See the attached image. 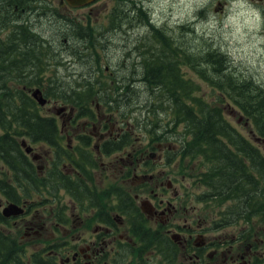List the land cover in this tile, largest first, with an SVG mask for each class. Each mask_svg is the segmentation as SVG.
Segmentation results:
<instances>
[{"label":"flooded vegetation","instance_id":"flooded-vegetation-1","mask_svg":"<svg viewBox=\"0 0 264 264\" xmlns=\"http://www.w3.org/2000/svg\"><path fill=\"white\" fill-rule=\"evenodd\" d=\"M52 1L0 0L1 87H23L22 94L27 92L35 99L36 86L60 84L61 80L53 77V64L59 69L60 64L74 66L78 60L79 65L93 56L95 46H112L114 33L121 34L126 28L132 39L124 38L119 49L129 47L126 55L133 69L145 65L142 55L145 50L152 53L147 46L152 44L154 29L161 28L158 23L162 24L152 18L157 14L145 1L95 0L74 8L60 0V12L53 10ZM210 1L213 5L205 6L204 17L210 18L214 6L222 21L233 14L237 2ZM101 2L107 19L98 18L92 27ZM249 2L264 15V0ZM128 3L129 13L120 10ZM84 10L88 12L80 15ZM53 16L62 21L60 32L69 39L64 41L67 46L63 51L53 50ZM143 19L145 25H139ZM147 21L156 28L148 30ZM87 39L90 45L83 49ZM187 49L194 55L193 49ZM194 64L175 62L183 70ZM96 67L99 69V62L91 66L92 76ZM109 69L120 72V64L114 67L112 62L106 71ZM112 81L116 85L136 79L117 73ZM77 85L92 82L86 79ZM220 96L214 108L221 109L222 116L223 110H234L231 117L238 123L246 120L252 128L246 134L223 117L236 137L235 143L224 139L225 147L238 150L236 145L247 143L251 151H260L264 140L258 122L247 113L255 111L246 112L240 101L226 98L224 92ZM60 101L48 100L42 113L57 136L39 143L33 137L19 138L22 153L15 152V158L10 153L4 157L0 149V264H264V208L258 206L257 192L225 196L217 203L209 182L198 184L195 180L201 178L202 171L195 170L189 178L181 167L170 175L152 162L153 158L169 162L158 152L163 143L154 144L156 150L148 144L144 149L135 147L125 116L114 119L98 102L96 111H80ZM5 133L9 132L0 127L2 144ZM10 135L15 138L14 131ZM257 164V159L245 156L238 160L241 168ZM195 167H200L199 162L191 165V169ZM8 246L10 256L5 253Z\"/></svg>","mask_w":264,"mask_h":264},{"label":"trees","instance_id":"trees-1","mask_svg":"<svg viewBox=\"0 0 264 264\" xmlns=\"http://www.w3.org/2000/svg\"><path fill=\"white\" fill-rule=\"evenodd\" d=\"M154 33L152 44L147 46L152 53L145 50L142 55L143 62L146 61L145 65L141 68L138 66L132 71L125 70L121 74L124 77L128 76L129 80L136 79L135 82L127 84L125 88L122 86H115L114 89L110 88L112 80L117 73L111 70L107 74L106 67L102 65L100 55L99 67L101 68L102 78L105 79V83L100 82V84L108 86L113 92V95L110 96L106 91H103L105 98L110 102L117 103L120 101V89H124L122 96H127L126 92L130 88L138 86L140 81L144 82L151 91V96L148 99L146 98L145 103L146 121L147 124L151 125L150 133L153 135L151 140L153 142L169 141V134L175 138L180 144V148L178 147L177 153L172 154L173 157L178 155L179 161H190L182 166L184 174L189 178L194 173H197L194 172L195 170L203 172L201 178H196L195 180L198 184L209 182L210 189L214 194L212 199L217 203H220L225 196L228 198L245 197L250 192L255 191L259 195L258 206L261 209L264 208V154L256 150L251 151L247 148V143L236 145L238 150L225 147L224 139L235 143L236 137L232 134L229 125H225V117L223 118L221 109L209 107V104H206V100L203 97L204 93L201 95L199 87L193 78L197 76L200 81L206 82L213 91L219 92V94L227 87L229 98L234 102L240 101L246 112L254 110L255 112L250 111V113H247L258 122L260 128L258 130L259 136L263 140L264 87L262 85L255 87L251 82L245 81L241 86H233L230 84V80H232L230 75L228 76L229 83L224 87L225 58L220 51L213 50L210 52L205 47L201 51L194 50V55H192L187 49L189 47L183 48L179 46L176 38H172V32L167 29L163 27L154 29ZM88 45H90V42L87 39L84 42L83 49ZM176 59L179 65L181 63L191 64L194 62L195 64L191 65L190 70H183L175 65ZM202 66H205V68ZM140 78L141 80H138ZM233 80H235L234 77ZM52 81L57 83L54 79ZM93 85L95 86L94 83ZM252 86L257 90V96L255 95L257 98L253 97V94L248 90ZM142 88L144 87L141 86ZM37 89L43 93L47 100L66 101V103L72 104L80 111L97 110L96 104L98 101L95 99L99 98L97 94L99 92L96 93L92 86L87 94L79 90L74 95H70L59 83L47 87L36 86L35 90ZM24 92L18 87L0 86V127L9 132L5 133V144H2L0 139V145L2 144L0 149L4 152V157H6L7 153H10L11 157L15 158V152L22 153L19 138L33 137L34 142L39 143L48 141L53 135H58L54 130L53 124L42 117L45 108L31 98L28 95L29 93L22 94ZM140 93L142 92L140 91ZM107 100H105L103 105L108 106L106 112L113 114L114 108L108 105ZM82 104L85 106L81 107ZM92 104H95L96 110L92 107ZM140 111H142V108H140ZM168 113L171 117L165 124L162 116ZM134 120L132 117L130 122ZM138 120L136 118V121ZM11 130L15 132V138L10 137ZM179 130L180 132L178 133ZM129 137L134 143L135 137L131 135ZM151 149L154 150L155 147ZM139 151L143 153L142 150ZM243 156L257 159L258 164L241 168L238 165V160ZM20 157L23 158V156ZM167 158L169 162L172 159L169 156ZM199 159H201L199 162L200 167L191 169V165L195 166L196 164L194 160L198 161ZM255 173L258 174L257 178L254 177ZM239 175H242V179H239ZM248 184L252 186H248ZM5 253L8 256L11 255L10 246H8Z\"/></svg>","mask_w":264,"mask_h":264},{"label":"rangeland","instance_id":"rangeland-1","mask_svg":"<svg viewBox=\"0 0 264 264\" xmlns=\"http://www.w3.org/2000/svg\"><path fill=\"white\" fill-rule=\"evenodd\" d=\"M59 1L60 0H53V10L55 11H61V8L59 6ZM140 4L141 0H134ZM145 1L146 5L150 8L154 9V13L157 14V16L152 17L154 20L158 19L162 21V24L158 25L160 27H163L167 29L168 31L173 33L172 38H176V42L180 44L183 48H191L195 51H201L205 49V47L208 48V51H220L221 54H223V57L225 58V63L224 66L226 70L224 71V78H223V84L224 87H226L229 83L228 76L232 77V80H230V84L233 86H241L243 82H251L255 87L257 85H262L264 87V70L260 69L259 62H257L256 66L253 67L250 63L247 62L246 59H237L236 57L233 56V54L230 51V44L228 41L224 39V33H231L232 28L229 26L227 29L224 28L225 23H227L228 19H223L221 20L220 17V12H216L212 6V11L210 12V18L206 19L204 17V13L202 12L207 4H212L213 3L210 0H143ZM148 1V2H147ZM110 3V0H109ZM128 4H123L120 8V10H125L127 13H129V10L127 8L129 7ZM138 6L137 8H139ZM142 7V6H141ZM147 7V8H148ZM98 8L100 9V13L97 14L95 13V16L92 19V27H95L97 24V19L99 18L100 21L103 19H107V11L104 2L99 3ZM145 9V6H143ZM139 10H141L139 8ZM88 10H84L80 12V15L87 13ZM133 13V12H132ZM153 16V15H152ZM80 17V16H79ZM218 21L219 23L216 25V27H212V24ZM62 21H58L56 16H53L52 22H51V37H52V42H53V50L55 51H63L64 48H66L65 40H69L68 38L64 37L63 34H61L60 31H63V26H61ZM85 24L87 23L86 21H83ZM139 25H145V19L141 20ZM123 33H114L115 38L112 41V46L110 45H105L104 47L100 46H95L94 49V54L93 56L90 55L83 62H79L78 60L75 61V65L72 66V64L67 63V65H59V69H57L56 65H52L51 71L55 70L53 72V75H56L57 80H61L60 85L67 90V92L70 95H74L77 93L79 90L81 92H84L87 94L89 91V88L92 86L93 90L98 94L99 98L95 99L99 103V108L102 109V111H106L108 109L107 105H103L105 103V100H107L104 96L103 91H106L110 96L113 95V92L111 89H114L115 86L121 85L123 88L127 87L126 83H121L118 84L112 81L110 88L108 86L100 84V82L105 83V79L102 78V72L101 68L99 69L96 67L95 70V76L91 75V66L97 65L99 62L100 65V55H101V61L103 67H110V63L113 62V66L120 64V73L122 74L125 70L132 71V65L131 62L132 60H125L128 55V50L120 48L121 45H118L119 42H124L122 41L124 38H129L132 39V33L128 28L122 30ZM69 35V33H68ZM261 36H264V31L262 30L260 33ZM110 37L112 39L111 33ZM144 41V40H143ZM132 44L131 43L129 45ZM114 45H117L116 47ZM54 46L57 48H54ZM64 46V48H62ZM235 47H242L241 45L237 44ZM259 47L264 48V44L259 45ZM143 51L144 48H141ZM90 51V49H89ZM115 52V54L113 53ZM93 57V59H92ZM134 58L135 55H134ZM90 59V60H89ZM112 60V61H111ZM70 62H73L70 60ZM54 63V61H53ZM60 63V62H59ZM186 65V64H184ZM182 65V67L184 66ZM78 68L75 70V68ZM205 68V66H202ZM72 70H71V69ZM209 68V67H208ZM116 69V68H115ZM58 70V72H57ZM106 70V69H105ZM111 70L109 69L107 71V74H109ZM187 72V71H184ZM70 75H72L70 77ZM233 77L235 80L240 83L238 84L235 80H233ZM90 80L92 82V85L89 86H78L77 84L83 83L85 80ZM141 79V78H140ZM194 82L198 85L199 90L201 92V95L204 93L203 97L205 98L206 104L208 103L211 107H215L216 105L219 104V99L222 97H219V92L213 91L210 86L206 82H202L199 80L197 76H195ZM97 83L95 86L93 83ZM143 83V84H141ZM237 83V84H236ZM129 84V83H128ZM144 88L141 89V86ZM138 86H133L130 88L126 95L122 96L124 93V89H120V101L117 103L115 102H110L107 100L108 105L112 106L114 110L112 111L113 118L114 119H122V116H125V118H128V121L130 122L131 118L133 117L135 120L133 122H130L131 127V136L135 137V142L134 146L138 148H145L146 144L150 146H156L154 145L155 143H160L158 141H152L151 137L153 136L152 133H150V124H147L146 121V100L151 96V91L149 90L147 85L144 82L139 83ZM254 86L251 87V89H248L250 93L253 94V97L257 98V90L254 89ZM12 87V86H11ZM17 87V86H13ZM22 90H24L23 87H20ZM19 88V89H20ZM140 91L142 93H140ZM226 94V98L229 99V96L227 92V87L223 89V91ZM234 93V92H233ZM235 94V93H234ZM83 95V94H82ZM200 95V96H201ZM256 95V96H255ZM147 98V99H146ZM61 103L63 101H60ZM63 104V103H62ZM86 104V103H84ZM85 105H81V107H84ZM80 107V108H81ZM92 107L95 109V104H92ZM140 108H142V111H140ZM78 109V108H77ZM79 110V109H78ZM96 110V109H95ZM44 112L46 111V108L43 110ZM223 117H227L229 121L232 123H235L236 126H238V129L241 130L242 132L248 134L249 129L252 130L249 124H247L246 120L242 121L241 123H238L237 120H235L234 117H231L230 113H234V110H223ZM171 115L168 113L165 116H162L163 123H167L168 119H170ZM136 118L139 119L136 121ZM139 122V123H137ZM180 130L178 131V133ZM162 133V132H161ZM170 137L169 141H164L161 142L163 143V150L158 152H161L164 157L167 158H172L170 162H167L165 159H152V162L155 165H161V169L157 168V173L161 171H167L168 174L172 175L173 171L176 169H180L181 167L188 162L189 160H186L185 162L179 161L178 155H175L173 157V153H177L176 151L180 148V144L173 138L170 134L168 135ZM179 147V148H178ZM261 153L264 154V146L263 148L259 149ZM170 152V153H169ZM152 153V151L148 152ZM155 153V152H154ZM156 154V153H155ZM157 155V154H156ZM158 156V155H157ZM178 159V160H177ZM169 160V159H168ZM201 159L195 162H200ZM161 170V171H160ZM181 179V177H179ZM243 248V246L241 247Z\"/></svg>","mask_w":264,"mask_h":264},{"label":"clouds","instance_id":"clouds-1","mask_svg":"<svg viewBox=\"0 0 264 264\" xmlns=\"http://www.w3.org/2000/svg\"><path fill=\"white\" fill-rule=\"evenodd\" d=\"M233 14L228 17L224 28L231 26V33H224V39L230 44V51L237 59H246L253 67L259 62L260 69L264 70V36L260 33L264 30V15L254 8L249 0H237L233 4ZM218 21L212 24L216 27ZM242 47H235V45Z\"/></svg>","mask_w":264,"mask_h":264},{"label":"water","instance_id":"water-1","mask_svg":"<svg viewBox=\"0 0 264 264\" xmlns=\"http://www.w3.org/2000/svg\"><path fill=\"white\" fill-rule=\"evenodd\" d=\"M66 1L71 7L78 8V7H85L95 0H66ZM33 96L41 106L46 104L47 100L44 98L43 93L40 90L38 89L35 90ZM12 207L15 208L14 206Z\"/></svg>","mask_w":264,"mask_h":264},{"label":"bare ground","instance_id":"bare-ground-1","mask_svg":"<svg viewBox=\"0 0 264 264\" xmlns=\"http://www.w3.org/2000/svg\"><path fill=\"white\" fill-rule=\"evenodd\" d=\"M139 11H140V10H139ZM139 11H138V12H139ZM147 22H148V21H147ZM148 24H149V25H148V28H147L148 30H151L152 28H153V29L156 28V27H155L154 25H152L150 22H148ZM158 28H159V27H158ZM156 32H157V31H156ZM156 32H155V33H156ZM155 33H154V34H155ZM150 35H151V34H150ZM153 36H155V35H153ZM78 50H79V49H78ZM89 60H90V59H89ZM125 60H128V57H127ZM94 84L96 85L97 83L94 82ZM126 97H127V96H126Z\"/></svg>","mask_w":264,"mask_h":264}]
</instances>
